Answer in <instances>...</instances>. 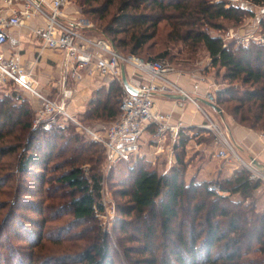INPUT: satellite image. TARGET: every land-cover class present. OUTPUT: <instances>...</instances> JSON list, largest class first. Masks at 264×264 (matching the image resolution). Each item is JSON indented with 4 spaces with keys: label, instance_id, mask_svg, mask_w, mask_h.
<instances>
[{
    "label": "trees",
    "instance_id": "obj_1",
    "mask_svg": "<svg viewBox=\"0 0 264 264\" xmlns=\"http://www.w3.org/2000/svg\"><path fill=\"white\" fill-rule=\"evenodd\" d=\"M72 1L122 54L168 64L174 49L179 54L203 49L211 68L223 69L221 79L228 84L214 91L213 102L235 122L264 132V46H223V35L209 32L224 29L222 21L238 23L252 16L250 7L230 0ZM249 1L264 6V0ZM259 25L264 31V15ZM121 94L116 81L108 90L98 89L85 119L115 120ZM31 114L21 95L0 98V194L13 177L19 185L8 194L12 201H0V212L7 208L0 214V264H263L253 256L264 255V208L253 198L259 183L250 181L243 167L214 183L226 192L221 195L208 190L211 183L185 181L184 150L177 144L176 164L164 174L138 157L128 169L129 183L116 191L127 201L116 207L112 238L99 218L104 212L102 146L77 133L63 136L68 123L33 128ZM179 144L185 145L182 139ZM12 154L18 161L15 169H7L10 163L2 158ZM58 170V175H45ZM27 176L35 183L33 189H26ZM45 183L40 204L33 199L34 190ZM25 211L38 216L33 219ZM67 215L65 223L44 234L46 224ZM5 231L25 245H11L10 238H3ZM52 245L57 246L55 253H49Z\"/></svg>",
    "mask_w": 264,
    "mask_h": 264
},
{
    "label": "built area",
    "instance_id": "obj_2",
    "mask_svg": "<svg viewBox=\"0 0 264 264\" xmlns=\"http://www.w3.org/2000/svg\"><path fill=\"white\" fill-rule=\"evenodd\" d=\"M5 1L15 7L9 17L0 19V49L7 41V29L26 28L29 37L38 42L39 48H49L61 53L62 65L74 79H81L83 73L89 76L110 77L118 83L122 92L117 118L107 126L89 129L68 110V101L72 95L69 88H62L58 96L48 95L38 87L32 67L24 65L18 54L7 55L0 50V90L6 84H11L27 92L37 101L33 126L41 125L42 129L49 130L56 124L70 122L82 129L90 141L102 146L105 163L108 166L131 162L139 156L142 136L149 127L153 128V139L158 140L166 136L172 141L177 139L184 127L183 123L180 120L173 122L172 112L154 108L156 94L177 93L181 96L179 105L183 106L184 100H189L203 114L204 124L201 126L213 133L214 141L219 146L215 156L220 159H230L233 155L239 158L225 133V127L211 118L197 100L191 98L181 87L166 77L171 70L168 64L159 60H145L133 54H122L113 49L110 40L104 35L89 34L87 31L94 27L93 23L81 15L72 5V0ZM244 3L251 5L249 0H244ZM260 14L264 15V6ZM33 18L40 19L42 23L28 24L27 21ZM257 21L255 27L236 37L240 45L248 46L252 40L264 46V36L258 38L252 36L260 18H257ZM226 45L227 43L224 42L223 46ZM208 66L210 67V59L201 69L205 70ZM126 67L130 69L128 75L125 73ZM122 73L135 93H131L124 86ZM205 99L213 102L211 94ZM261 136L264 139V132ZM239 161L246 169L250 181L257 182L264 188V170L251 161L243 162L240 158ZM207 188L221 195L226 194L214 183L208 184ZM113 214L114 207L111 212L106 210L99 214V217H103L107 222Z\"/></svg>",
    "mask_w": 264,
    "mask_h": 264
},
{
    "label": "crops",
    "instance_id": "obj_3",
    "mask_svg": "<svg viewBox=\"0 0 264 264\" xmlns=\"http://www.w3.org/2000/svg\"><path fill=\"white\" fill-rule=\"evenodd\" d=\"M14 5H9L5 0H0V19L7 18L12 14ZM28 24L35 25L42 23L40 19L33 18L27 21ZM7 55L18 54L21 62L33 68L38 87L52 97L58 96L62 88H69L72 92L68 101L69 112L80 122H87L85 112L89 108V102L98 89L108 90L113 80L110 77L82 74L81 79H74L62 65V55L56 50L49 48H39L38 42L29 37L26 28L11 27L7 29V41L1 47ZM201 61L200 64L208 62ZM206 67L203 72L181 71L171 69L166 77L181 87L191 98L198 101L201 107L211 118L219 122L221 120L228 139L233 144L239 158L243 162H256L257 166L264 167V139L263 132L248 128L233 120L225 113H218L208 106L203 100L208 94L213 96L215 83L208 75ZM130 69L125 68L128 75ZM65 85L63 86V83ZM3 93L8 91L1 89ZM22 91V90H20ZM177 93L162 94L154 96V108L164 112H172V121H181L184 127L178 134L177 139L172 141L168 136L153 139L150 137V149L140 147V156L156 164L157 172L164 174L176 164L174 145H178V150H184L183 161L186 164L184 179L186 182L194 180L196 184L216 183L233 176V173L241 168V163H237L232 158L220 159L215 156L219 146L214 141V135L202 127L204 124L203 114L197 110L195 105L184 100L183 106L179 105ZM29 104L35 106L37 101L32 100ZM37 106V105H36ZM153 128L149 127L143 134L152 136ZM207 136H210L209 138ZM208 138V139H207ZM181 139L185 145H180ZM144 151L141 153V150ZM198 182V183H197ZM254 199L259 209L264 208V188L259 185L253 191Z\"/></svg>",
    "mask_w": 264,
    "mask_h": 264
},
{
    "label": "rangeland",
    "instance_id": "obj_4",
    "mask_svg": "<svg viewBox=\"0 0 264 264\" xmlns=\"http://www.w3.org/2000/svg\"><path fill=\"white\" fill-rule=\"evenodd\" d=\"M216 1H218V0H216ZM230 1H233V2H236V3H243L245 6L250 7L251 11L253 12L252 16L244 17L242 19V21L238 22V23H234L232 21H222L221 23H222L224 29H222L220 31H217L216 29H209V32L212 35L217 34V33L222 34L223 35V40H224L225 43H227V44L228 43H234L236 46H238V45H240V43L237 42L236 37L241 35V34H244L247 30H249L250 28H253V27H255L257 25V23H258L257 18H260V20H261L262 17H263L260 14L262 7L258 6V5H254V4L249 5L247 3H244V0H230ZM71 3H72V5L75 6L74 1H72ZM84 18H86V17H84ZM87 20H89V19H87ZM89 21H91L93 23L92 20H89ZM94 24L95 23H93V26H94L92 28L93 30H89L87 32L89 34L93 35V36H97V35H99V33L97 32V30H95L96 25H94ZM252 36L255 37V38L264 36V31L262 30L260 25L257 26V28L255 29V31H254ZM253 43H256V41H252L251 40L248 43V45H251ZM179 47L183 48L182 46H179ZM177 51H178L177 49L172 50V53H173L174 57L172 58V62H168V66L171 69H174V70H177V71L178 70L187 71V73L188 72H193V71H199V70H201L203 72V69H201V67H203L205 62L203 64L199 63V62H201L203 60L207 61V53H205L203 51V49H200L196 54H190L187 51H182L179 54ZM187 56H188V59H187ZM207 71H208V75H210V77L213 79V81L215 83L214 91L217 90V89L225 88V87L228 86L227 81L225 82V81H223L221 79V74L223 72V69H220L219 71H217L216 68H211V66H210V68ZM216 71L218 72V74H217ZM233 86L236 87L237 85L234 84ZM4 90L8 91V93H7L8 95L11 94V93H14V95L19 94V95H21V97L27 99L28 102L30 101V99L28 97H31V96L27 92L20 91L18 88L14 87L11 84H6L4 86ZM7 94H5L2 91H0V98L4 97V95H7ZM31 99H32V97H31ZM10 100L15 101L14 98L10 99ZM32 100H34V99H32ZM36 105L35 106L33 104H32V106L30 105L32 114H31V117H30L29 121L31 122V125H32L33 128H41V125L40 126H33L34 123H35L34 120H35V114H36ZM111 122H112V120L91 119V120H88L87 122H82V124L85 127L91 129V128H99V127H102V126H107ZM68 124H69V125H67V126H69L68 129L65 130V131H62L63 136L70 137L74 133H77L80 137H83L85 140L89 141L88 136L82 131V129L76 127L74 124H72L70 122H68ZM219 124L221 126H223L221 120H219ZM257 131L262 132L261 130H257ZM211 135H213V133H211ZM150 137H152V136L143 137L142 145H141L142 148L145 147V149H147V150L150 149V145H149L150 144V142H149ZM207 137L209 138L210 136H207ZM61 142H62V140L59 139L58 140L59 145H60ZM143 151H144V149L141 150V153ZM138 157H143L144 159H146L143 155L142 156L139 155ZM138 157H136L132 161H135L136 159H138ZM232 157H233L232 159H234L235 162L240 163L238 157H236L234 155ZM17 161H18V155L17 154L8 155V156H5L4 158H2V163H6V164L10 163L8 167L6 165L4 166L7 169L14 168L16 166ZM56 161L57 160H56V157H55V160H52L50 165H53ZM132 161L131 162H120V163H118L116 165L108 166L105 163V160H103L101 165H100V167H99L100 171H101V195H100V201L103 204L104 212H106V210L108 212H111V209L114 207V214H113V216L111 218H108L109 220H107V222H105L103 217H101V218L99 217V218L101 220V226L103 227V230H106L107 233L112 238L114 237L113 220H114L115 214H116V207L118 205H122V204L126 203V201H127L126 199L119 198L117 193H116V191H117V189H119V187H120V185L122 183H125V181H127L129 183V181L127 180V175H128L129 167L133 165ZM156 164L157 163H154V164L151 163V166L156 169V167H157ZM83 167H84V169H88L89 165L85 164V165H83ZM146 167L148 168V166H146ZM60 171L61 170H58L55 173H50V172L47 171L45 175L47 177L49 175L55 176V175H58L60 173ZM3 172H5V171L3 170ZM13 178L9 182H7L4 187L2 186L1 189H4L2 191H6V192H3V194H0V201H2V200L12 201V198H11L10 195H13L14 191L19 187V185L17 184L16 180L13 179ZM26 182H27L26 189H28V187H30V189H33V187L31 186V185H35V183L33 182V179H31V178H29L27 176ZM37 186L39 188L34 190V198L33 199H36L37 201L39 200L38 202L41 204L42 196L43 197L46 196L45 189L48 186V183H45L43 187H41L40 184H37ZM37 186H35V187H37ZM8 194H10V195H8ZM6 195H8L9 198H7ZM253 198H254V195H253ZM251 200H252V198H249L248 200H246V202L251 201ZM45 203H47V201ZM6 209L2 210L0 212V214L1 213H3V214L6 213ZM19 211H21V210H19ZM24 213L27 214V216L30 215V217H32L33 219H35L36 216H38V214L36 215V214H34L33 212H30V211H25ZM69 218H70V216L67 215V216L61 218L60 220H58L57 222H52V223L46 224L45 229H44V234H46L48 231L49 232L52 231L53 228L56 227L57 225L65 223ZM56 233L53 232V236ZM3 238L6 239V240H9V238H10V240L13 241V242L10 241L9 243H11V245H14V246L25 245V241L23 239H20V238L17 239V238L12 237L10 235V232H8V231L6 233H4ZM1 242L4 243L3 241H1ZM49 248L51 249V251L49 253H55L57 251V246L52 245ZM46 249H47V247H46ZM46 249H44V251H46ZM1 254H2L3 258L7 259V254H8L7 251H2ZM253 256L256 259V261H262L263 264H264V255H253Z\"/></svg>",
    "mask_w": 264,
    "mask_h": 264
},
{
    "label": "water",
    "instance_id": "obj_5",
    "mask_svg": "<svg viewBox=\"0 0 264 264\" xmlns=\"http://www.w3.org/2000/svg\"><path fill=\"white\" fill-rule=\"evenodd\" d=\"M110 42H111V41H110ZM111 45H112L113 49L116 51L117 49H116V47L112 44V42H111ZM122 81H123V84H124V86L127 88L128 91H130L131 93H135V90H134L132 87L129 86V84H128L126 78H125L124 73H122ZM175 97H176V98H180L181 96H180V95H175ZM203 102L206 103V104H207L208 106H210L211 108H213V109H214L215 111H217L218 113H222V110H221V109H220V108H219L214 102L209 101V100H207V99H204ZM253 163L257 166V164H256L255 161H254ZM257 167H259V166H257ZM259 168L262 169V170H264V167H263V166H262V167H259Z\"/></svg>",
    "mask_w": 264,
    "mask_h": 264
}]
</instances>
